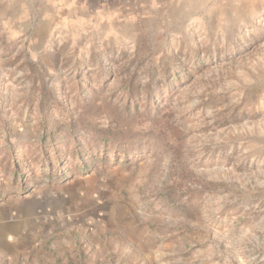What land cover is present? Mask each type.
Instances as JSON below:
<instances>
[{"label": "rangeland", "instance_id": "374dc122", "mask_svg": "<svg viewBox=\"0 0 264 264\" xmlns=\"http://www.w3.org/2000/svg\"><path fill=\"white\" fill-rule=\"evenodd\" d=\"M0 186V264H264V0H0Z\"/></svg>", "mask_w": 264, "mask_h": 264}, {"label": "trees", "instance_id": "16d2710c", "mask_svg": "<svg viewBox=\"0 0 264 264\" xmlns=\"http://www.w3.org/2000/svg\"><path fill=\"white\" fill-rule=\"evenodd\" d=\"M56 161H57V163L60 161V159L59 158H56ZM18 162H19V160H14L13 161V165H14V167L16 168L18 165ZM48 174V171H46L44 168H41L40 169V171H39V175L41 176V177H43L44 176V174ZM18 175V171H17V169H14V173H13V176H14V179H16V176ZM2 186H0V188H1ZM18 187L20 188V190H22L23 188L21 187V185H18ZM1 199V198H0Z\"/></svg>", "mask_w": 264, "mask_h": 264}]
</instances>
